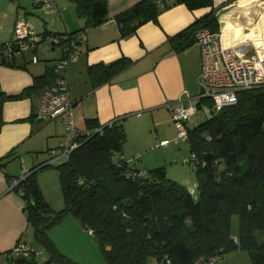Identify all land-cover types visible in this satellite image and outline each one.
<instances>
[{
    "label": "trees",
    "instance_id": "1",
    "mask_svg": "<svg viewBox=\"0 0 264 264\" xmlns=\"http://www.w3.org/2000/svg\"><path fill=\"white\" fill-rule=\"evenodd\" d=\"M70 1L77 16L84 19V28L108 18V0ZM177 2L190 9L213 5V0H138L114 16L121 36L134 33L149 20L157 21L163 9ZM200 27L219 31L212 10L169 36L168 41L176 50L187 49ZM82 30L65 33L67 36L49 34L67 40ZM16 54L2 56L1 62L16 65ZM130 63L131 59L121 56L89 65L92 85L111 81ZM54 74L52 68L34 77L31 86L15 95L0 92V103L5 97L26 96L36 87L37 79L49 76L53 81ZM202 104L210 108L211 100L197 98V105ZM210 113L193 127L186 124L189 161L198 176L197 199L167 176L163 166L142 171L124 159L127 135L120 119L100 123L87 118L84 128L90 132L81 135L66 159L57 160L64 201L61 209L51 208L36 179L37 170L56 161L47 164V158L39 162L12 187L25 201L27 223L47 259L40 262L35 247L25 243L29 247L26 253L14 252L15 247L6 251V264H81L62 253L48 233L68 214L91 230L106 264H194L199 256H220L236 249L248 252L250 264H264V85L240 90L236 102ZM33 118L36 116L21 120ZM12 154L13 150L0 157V166ZM201 175L206 176L203 184ZM234 213L239 221L236 238L231 232Z\"/></svg>",
    "mask_w": 264,
    "mask_h": 264
},
{
    "label": "crops",
    "instance_id": "2",
    "mask_svg": "<svg viewBox=\"0 0 264 264\" xmlns=\"http://www.w3.org/2000/svg\"><path fill=\"white\" fill-rule=\"evenodd\" d=\"M136 1L108 0L107 20L84 28V19L77 16L70 0H51L48 5L34 0H0V19L4 20V23L0 22V43L12 36L19 18L31 23L38 36L49 33L65 36V33L84 30L86 38L73 48L77 58L69 61L66 70L75 122L77 126L84 127L87 118L94 117L100 123L120 119L127 135L122 148V156L127 161L140 156V143L147 141L151 133L155 134L154 145L157 139L163 142L169 140L170 134L175 136L176 127L172 124L167 103L173 106L182 98L187 105L195 106L196 110L200 107L196 98L199 94L197 77L201 65L200 51L195 40L187 49L176 50L168 41L169 36L212 10L218 19L219 31L222 29L227 38L233 35L234 42L247 39L254 44L264 40V0H213L212 6L194 9L182 2L173 3L158 14L157 21L149 20L138 26L134 33L121 36L114 16ZM166 1L171 3L174 0ZM235 16L237 21L240 20L243 32L234 29L232 19ZM46 41L39 39L33 46L17 53L14 66L3 64L0 52V92L4 96L18 94L33 84L34 77L55 67L56 61L64 54L66 44L63 42L53 47ZM26 51L31 52V58L26 57ZM121 56L131 59V63L111 81L94 87L87 67ZM51 82L49 76L37 79L36 87L26 96L5 97L0 103V157L13 150L5 164L0 166L2 264H6V251L19 242L28 243L23 240L29 228L25 201L12 189V180L39 163L33 157L38 150L47 147L48 156L45 159L49 158L50 150H57L65 131L60 119H47L55 124H45L46 119L37 115L41 92ZM30 115L36 118L21 120ZM131 142L137 144L133 149L129 145ZM163 143L168 144L169 141ZM133 167L140 169V166ZM195 186L198 183L193 184L192 188ZM187 189L192 191L189 187ZM59 226L73 233H86V229L70 214L50 229ZM87 239L95 247V239L90 235ZM234 252L225 255L232 257Z\"/></svg>",
    "mask_w": 264,
    "mask_h": 264
},
{
    "label": "built area",
    "instance_id": "3",
    "mask_svg": "<svg viewBox=\"0 0 264 264\" xmlns=\"http://www.w3.org/2000/svg\"><path fill=\"white\" fill-rule=\"evenodd\" d=\"M36 3L48 5L51 0H35ZM67 36V35H66ZM31 23L19 18L14 26L12 36L0 43L1 55L9 58L14 53L33 46L41 39ZM86 38L84 30L63 40L59 35L47 34L42 39L49 41L53 46L65 43L63 56L56 61L54 79L45 87L40 95L38 117L42 119H60L65 131L58 150H50L51 156L45 161L49 164L57 160L66 159L71 150L78 145L82 134L90 132L75 122L73 103L69 94L67 66L69 61L77 58L73 48ZM196 46L200 51L201 65L197 77L200 93L196 96L207 97L211 100L209 110L218 112L224 105L237 101L238 92L256 86L264 85V40L254 44L247 39L237 43L225 45L220 31H212L208 27H200L195 31ZM170 107L171 117L178 135L186 136V124L196 110L195 106L187 105L179 98ZM167 142V140L163 141ZM193 157V156H192ZM193 167V165H192ZM27 170L19 178L12 180L11 187L15 186L26 175ZM91 233V230H89ZM29 247L19 242L14 252L26 253ZM218 255L208 257L199 256L194 264H216Z\"/></svg>",
    "mask_w": 264,
    "mask_h": 264
},
{
    "label": "rangeland",
    "instance_id": "4",
    "mask_svg": "<svg viewBox=\"0 0 264 264\" xmlns=\"http://www.w3.org/2000/svg\"><path fill=\"white\" fill-rule=\"evenodd\" d=\"M0 22L4 23V20L0 19ZM25 55L27 58L32 57L30 51H26ZM41 61L43 62L44 60ZM197 92L200 93L199 86ZM210 116L211 113L209 108L205 104H202L200 107L197 108L196 112L191 115V117L187 121V126L193 127ZM45 122V124H55L54 121H47V119ZM172 124H174V122H172ZM154 137L155 134L151 133V136L150 138H147V141L140 143V156H138V158H130L128 160L129 164L131 166L136 167L140 166L141 170L144 169V167L145 170H149L155 167L163 166L166 170L167 175L172 180L176 181L184 187H189V189L191 188L192 196L194 197V199H197L198 188L195 186L193 189L192 185L198 183V176L189 161L191 151L186 137L179 136L177 128L175 136L171 134L168 136V144L159 142L160 139H157V144L154 145ZM143 139L146 138H144L143 136ZM134 144L135 143L132 142L129 144L131 146V149L135 147ZM135 145L137 146V144ZM57 150L59 152V148H57ZM47 156V147H44L38 150L36 153H33V157L35 159H38V162L43 161ZM58 163L59 161H56L53 163L52 166H47L36 171L37 183L42 191V194L45 200L54 210H59L64 206L61 186L58 178V170L56 168V165ZM238 230V215L234 213L231 216V232L234 238H236ZM88 232L89 230L86 229V233L81 235L77 234L76 232L73 233L71 230L60 226L56 227L53 230H48L49 235H51L50 237L55 242H57L59 250L62 253H64L63 251L69 253L64 254H66L67 256L70 255L69 257L71 259L81 264H106L105 258L99 249L97 240L94 238V235L92 233L89 232V234ZM89 235L92 237V239H95V247L93 243H89L87 239ZM23 240L27 241L28 244H32L35 247V249L38 251L37 257L39 258L40 262H43L47 259V252L42 248L40 244L35 241L33 237V228L31 226H29L27 232L24 233ZM225 254L226 253L219 256V259H217L216 264H250V257L245 249H236L232 257ZM1 258L2 255H0V264H2Z\"/></svg>",
    "mask_w": 264,
    "mask_h": 264
},
{
    "label": "bare ground",
    "instance_id": "5",
    "mask_svg": "<svg viewBox=\"0 0 264 264\" xmlns=\"http://www.w3.org/2000/svg\"><path fill=\"white\" fill-rule=\"evenodd\" d=\"M239 22H240V20L238 19V21H237V18L236 17H234L233 19H232V24H233V26H234V29L235 30H239V32L241 31V32H243L244 31V29H242V27H240V24H239ZM221 36H222V40H223V43L225 44V45H230V44H234V43H237V42H234L235 40H233V35L230 37V36H228V38L226 37L227 35L224 33V31L221 29Z\"/></svg>",
    "mask_w": 264,
    "mask_h": 264
},
{
    "label": "water",
    "instance_id": "6",
    "mask_svg": "<svg viewBox=\"0 0 264 264\" xmlns=\"http://www.w3.org/2000/svg\"><path fill=\"white\" fill-rule=\"evenodd\" d=\"M221 24H222V21H221ZM205 178H206L205 175H201V176H199V182H200L201 184H203L204 181H205Z\"/></svg>",
    "mask_w": 264,
    "mask_h": 264
}]
</instances>
